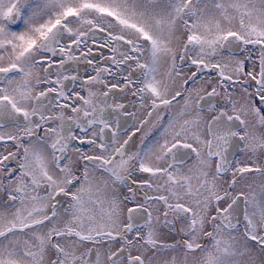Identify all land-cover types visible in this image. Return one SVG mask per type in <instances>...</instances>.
<instances>
[{"label": "snow or ice", "instance_id": "6c2138e0", "mask_svg": "<svg viewBox=\"0 0 264 264\" xmlns=\"http://www.w3.org/2000/svg\"><path fill=\"white\" fill-rule=\"evenodd\" d=\"M0 264H264V0H0Z\"/></svg>", "mask_w": 264, "mask_h": 264}]
</instances>
